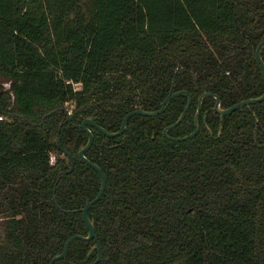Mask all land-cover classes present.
<instances>
[{
    "label": "trees",
    "instance_id": "1",
    "mask_svg": "<svg viewBox=\"0 0 264 264\" xmlns=\"http://www.w3.org/2000/svg\"><path fill=\"white\" fill-rule=\"evenodd\" d=\"M262 40L264 0H0V264H48L88 233L80 208L101 176L79 153L86 116L117 130L173 84L193 94L168 130L186 134L203 91L222 106L264 91ZM187 100L132 115L119 135L90 125L86 155L107 176L89 209L97 238L53 264L94 260L97 240L95 264H264V99L221 118L205 95L199 132L167 137Z\"/></svg>",
    "mask_w": 264,
    "mask_h": 264
},
{
    "label": "water",
    "instance_id": "2",
    "mask_svg": "<svg viewBox=\"0 0 264 264\" xmlns=\"http://www.w3.org/2000/svg\"><path fill=\"white\" fill-rule=\"evenodd\" d=\"M263 46H264V40H262L260 43H258V45L256 47V56H257V58H258V60H259V62L261 64V67H262V70H263V74H264V58L262 56V48H263ZM6 86L9 87L10 86V82H7ZM181 93H186L188 95V100H187L183 110L181 111L180 115L178 116V118L175 121L171 122L170 124L166 125L165 128H164V133L166 134V136L169 137V138L175 139V140L186 139V138L192 137L197 132H199V130H200L199 115H200L201 108H202L203 97L205 95H209L210 94V95H214L216 97L215 110L217 112H219L221 116H223L224 114L230 113L233 110H235L236 108L241 107V106H243L245 104H249L251 102H256V101L264 99V91H263L259 95L242 98L239 101H237V102H235V103H233V104H231L229 106H222L221 105V96H220L219 93L214 92V91H210V90H205L204 92H202V94L199 97V102H198V106H197V110H196V117H195V120H196L195 121V123H196L195 125L196 126H195V128L192 131H190V132H188L186 134H183V135H173V134H170L168 130H169V128H172V127L176 126L177 124H179L184 119L188 109L191 106V103H192V100H193V94L187 88H181V89L175 90L173 84H172L169 92L166 94V96L162 100V104H161L160 107L155 108V109H147L145 107H137V108H133V109L127 111L126 114L124 115L123 119H122L120 128L117 129V130H109L105 126L100 124L97 121L99 116L96 115V114H92V115H89V116L85 117L82 120V122H81V126L88 131L89 136H88L87 142L80 147L79 153L86 160V162H88L90 165H92L94 168H96L99 171L100 176H101V186H100V189L97 192V194L94 197L87 198L85 204L80 208L81 211H82L83 219L86 222V224L88 226V229H89L88 233L84 234V233L77 232V233L71 234L66 239V241L64 243V246H63V249L60 252L54 254L51 257V259L49 260L48 264H53L55 260L64 257L67 254V252H68V249H69V246H70L71 242L75 238H78V237L84 238V239H91L92 237L97 238L95 223H94L93 219L90 216L89 209H90V207L92 206L93 203H95L97 200H99L102 197V195H103V193L105 191L106 185H107V176H106V173H105L104 169L102 168V166L99 163H97L96 161L92 160L89 156L86 155V150L91 146V144L94 141V132H93L92 128L90 127V125L97 126L99 129H101L103 132L107 133L108 135L121 134L124 131V129L126 128V126H127L128 119L132 115L137 114V113L147 114V115L159 114V113L163 112L167 108L170 100L174 96H176L178 94H181ZM11 96H12L11 99L13 101L14 94L11 93ZM71 117H72V114L69 113V116L66 119L68 120ZM62 123L63 122H61V124L59 126V130L61 128ZM209 130L212 131L211 128H209ZM58 143H59V146L62 148L63 152L70 159V166H69V168H67L64 171H71L75 167V163H76L75 156L68 148L64 147L60 134L58 135ZM61 173L62 172H60L59 177L61 176ZM54 197H55V199H57L56 194H55ZM97 245L99 247V254H98V256H97V258L95 260L89 262L88 264H94L99 259H101V257H102L101 244H100L99 241H97ZM94 246L95 245H93L92 248Z\"/></svg>",
    "mask_w": 264,
    "mask_h": 264
},
{
    "label": "flooded vegetation",
    "instance_id": "3",
    "mask_svg": "<svg viewBox=\"0 0 264 264\" xmlns=\"http://www.w3.org/2000/svg\"><path fill=\"white\" fill-rule=\"evenodd\" d=\"M203 92H204V91H203ZM220 96H221V95H220ZM199 97H200V96H199ZM215 102H216V101H215ZM202 104H203V103H202ZM201 109H202V108H201ZM214 109H215V105H214ZM215 111H216V110H215ZM200 113H201V112H200ZM218 113H219V112H218ZM219 114H220V113H219ZM224 115H225V114H224ZM224 115H223V116H224ZM220 116H221V115H220ZM223 116H221V118H222ZM86 117H87V116H86ZM195 117H196V114H195ZM199 117H200V115H199ZM195 121H196V120H195ZM195 124H196V123H195ZM221 124H222V123H221ZM124 130H125V129H124ZM122 133H123V132H122ZM118 135H119V134H118ZM125 139H126V137H125ZM92 238H93V237H92ZM94 238H95V237H94ZM97 241H98V240H97ZM97 241H96V243L93 244V245L97 246V248H98V254H99V247H98V245H97ZM93 245H92V246H93ZM92 246H91V248H92ZM95 246H94V247H95ZM94 247H93L92 249L90 248L89 251L91 252V251L94 249ZM101 251H102V249H101ZM96 258H97V257H96ZM96 258H95V259H96ZM101 258H102V257H101ZM95 259H94V260H95ZM99 260H100V259H99ZM99 260H98V261H99ZM91 261H93V260H91ZM91 261H89V262H91ZM98 261H97V262H98ZM89 262H88V263H89ZM88 263H86V264H88ZM94 264H95V263H94Z\"/></svg>",
    "mask_w": 264,
    "mask_h": 264
},
{
    "label": "built area",
    "instance_id": "4",
    "mask_svg": "<svg viewBox=\"0 0 264 264\" xmlns=\"http://www.w3.org/2000/svg\"><path fill=\"white\" fill-rule=\"evenodd\" d=\"M0 118H6V115L3 113H0ZM56 160V154L52 153L51 154V161H55Z\"/></svg>",
    "mask_w": 264,
    "mask_h": 264
},
{
    "label": "rangeland",
    "instance_id": "5",
    "mask_svg": "<svg viewBox=\"0 0 264 264\" xmlns=\"http://www.w3.org/2000/svg\"><path fill=\"white\" fill-rule=\"evenodd\" d=\"M75 85H76V86H80V83L77 82V83H75ZM74 104H75L74 101H73L72 103H70V102L68 103L67 106L69 107V111H70V112L72 111V108L74 107ZM55 153H56V152H55Z\"/></svg>",
    "mask_w": 264,
    "mask_h": 264
}]
</instances>
